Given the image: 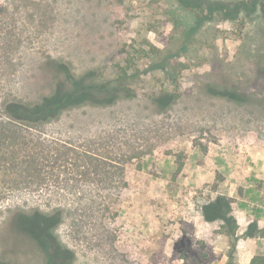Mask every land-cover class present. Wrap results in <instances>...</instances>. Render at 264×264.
Segmentation results:
<instances>
[{
	"label": "rangeland",
	"instance_id": "obj_1",
	"mask_svg": "<svg viewBox=\"0 0 264 264\" xmlns=\"http://www.w3.org/2000/svg\"><path fill=\"white\" fill-rule=\"evenodd\" d=\"M170 2L0 0V254L15 253L6 264H44L11 246V214L58 209L55 234L72 264H244L242 226L264 219V20L206 24L181 54ZM147 42L188 65L166 111L148 96L172 89L139 55L132 99L34 126L5 120L6 100L33 103L52 90L48 63L114 79L115 65ZM212 85L246 100L212 96ZM216 198L229 201L234 234L202 217ZM251 243L264 264V239Z\"/></svg>",
	"mask_w": 264,
	"mask_h": 264
},
{
	"label": "trees",
	"instance_id": "obj_2",
	"mask_svg": "<svg viewBox=\"0 0 264 264\" xmlns=\"http://www.w3.org/2000/svg\"><path fill=\"white\" fill-rule=\"evenodd\" d=\"M170 1L171 8L168 14L175 20L177 28H181L179 32L183 33V41L179 48L181 54L187 52V46L197 35H201V30L206 24H215L219 21L244 27L254 17L264 20V0ZM135 51L126 53V58L122 60L123 64L115 65L114 79L102 78L97 70L77 75L71 72L66 63L52 61L47 65L53 74L55 73L52 90L33 103L8 99L1 104V112L9 122L34 126L40 122L54 120L64 111L71 109L83 106H111L119 100L132 99L136 93L127 84L136 80L141 73L139 61L142 58L139 55L151 58V68L160 71L172 89L148 96V101L156 111L164 112L179 98L180 93H177L179 75L182 70L188 68V65L174 61L177 60V53L173 55L165 53L148 42L141 50L136 53ZM204 91L236 103L246 100L244 95L229 87L212 85L206 87ZM202 217L209 223L223 221L229 228L227 231L229 233L234 234L237 230L230 215V203L226 199L216 198L203 206ZM61 219L60 209L50 213L38 210L13 212L7 220L11 246L20 251L37 254L44 264H72L73 253L60 243L55 234ZM244 237L264 239V228L260 229L257 221H253L249 223ZM12 254L15 253L0 254V264L15 260ZM261 263L259 258H254L250 264Z\"/></svg>",
	"mask_w": 264,
	"mask_h": 264
},
{
	"label": "crops",
	"instance_id": "obj_3",
	"mask_svg": "<svg viewBox=\"0 0 264 264\" xmlns=\"http://www.w3.org/2000/svg\"><path fill=\"white\" fill-rule=\"evenodd\" d=\"M231 209H232V207H231ZM236 213H238V215L235 216L234 218H235L236 222H238V220L240 219V216L243 219L242 212H237V211L233 210V214L235 215ZM259 221L260 222L262 221V225L260 224ZM257 224H258V227L260 229L264 228V219L258 220ZM248 225L249 224L245 223L242 226V233L241 234H244L246 232ZM242 238H244L245 240H241ZM242 238H240V240L237 243V251L236 252H237V255H238V258H239V262L240 263H244V264H250V262L252 260L251 258H252L253 255L248 253L246 250L252 246L251 242H253V240H255V238H246V237H242ZM242 258H246V259L241 261Z\"/></svg>",
	"mask_w": 264,
	"mask_h": 264
}]
</instances>
